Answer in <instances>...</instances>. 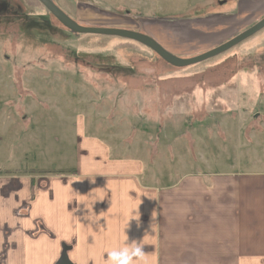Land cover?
<instances>
[{
	"label": "crops",
	"instance_id": "crops-1",
	"mask_svg": "<svg viewBox=\"0 0 264 264\" xmlns=\"http://www.w3.org/2000/svg\"><path fill=\"white\" fill-rule=\"evenodd\" d=\"M260 1L263 0H217L211 7L190 13L213 11L208 16L226 21L233 15V20H238L230 27H226L227 24L197 29L187 27L179 32L176 27L169 28L155 19L151 35L143 32L149 28L143 23L137 29L164 49L156 36L171 42L173 49L185 44L190 49L209 46L234 31L238 32L232 38L251 27L253 24L241 26L254 19L250 3L254 5ZM232 3L238 5L237 12L233 11ZM33 6L32 0H0V35H5L6 45L13 42L8 28L16 24L23 32L30 23V9L37 10ZM216 7L224 11L218 12ZM92 9H80L76 5V22L83 23L85 18L81 16L92 15ZM180 35L182 43H179ZM262 54L260 66L264 69ZM233 58L241 69L246 68L244 64L248 61L239 62L236 56L230 57ZM219 62L224 64L226 59ZM237 74L236 67L227 84L214 85L217 105L226 106L222 94L228 88H235L236 91L229 89L231 94L234 96L235 92L236 101L243 102L246 93L239 100L237 92L245 86L243 81L251 78L257 87L251 92L258 94L263 109L244 110L240 106L230 109L227 106L223 112H230V117L217 118L214 122L218 137L212 138L213 148L219 154L229 148L237 153L244 143H248L245 148L250 151L263 148V138L258 135H264V121L262 125L257 124L261 130L258 132L253 124L264 111V73L263 77L249 72ZM194 76L197 75L171 80L185 82L182 87L187 91L186 96L194 97L196 108L204 110L205 98L211 90L200 83H191L198 78ZM195 89L198 90L195 92ZM159 90L163 95L166 93L168 100L174 93H168L167 88L165 93L162 88ZM247 90L250 91L248 86ZM231 102L234 99L231 98ZM10 112L8 105L0 106V134L10 133L9 128L14 123ZM244 114L250 116V120H242ZM49 115L42 116L31 109L25 111L23 118L28 126L33 125L27 131H39L40 120ZM51 115L53 117L48 119L57 121V111ZM200 119L202 117L197 116L196 120ZM86 120L82 115L76 117L74 139L70 144L73 166L68 168H57L54 161L44 167L30 162L29 166L14 168L11 141L5 142L4 147L0 145V264H55L62 246L69 248L67 254L72 264H108V253L113 249L137 247L144 253L139 264H264V168L241 169L234 162L225 168L217 165L212 171L187 169L176 180L164 183L160 181L157 165L159 143L146 139L145 129L141 127V133L136 134L134 127L131 138L114 134L111 127ZM232 121H237L238 125ZM203 126L201 122L197 124L196 132L201 133ZM250 126L252 131L243 139L244 128ZM28 138L32 142L41 138L40 144L46 142L40 136ZM52 140L53 146L46 154H52L55 160L57 146L54 145L59 143L56 130ZM167 140L165 160L167 152L169 159H174L175 146ZM27 142L31 143L26 139L24 143ZM200 143L193 133H187L191 151ZM38 152L45 153V147ZM184 159L191 160L188 155Z\"/></svg>",
	"mask_w": 264,
	"mask_h": 264
},
{
	"label": "rangeland",
	"instance_id": "rangeland-1",
	"mask_svg": "<svg viewBox=\"0 0 264 264\" xmlns=\"http://www.w3.org/2000/svg\"><path fill=\"white\" fill-rule=\"evenodd\" d=\"M51 1L65 15L77 22L78 16L74 15L76 5L80 9L94 8L92 15L81 16L85 18L81 23L83 26L142 33L137 28L143 23L149 27L143 32L149 35L152 32L150 28L157 19L167 24L169 28L176 27L179 32L187 27L197 29L206 26L222 27L225 24H227L226 27H230L238 20V18L233 20V15L227 21L208 16L213 11L210 13L199 11V13L190 14L195 10L213 6L217 0ZM32 2L38 12L30 9L28 21L31 24L28 22L23 32L16 24L13 28H8L13 36V42H8V45L4 43L3 36L5 35H0V106L8 105L11 118L14 119L13 126L9 128L10 133L5 131L0 134L2 140L0 145L4 147L5 142L11 141L14 168L29 166L30 162L44 167L54 164L50 163L53 161L56 162L57 168L73 166L70 144L74 139V126L78 115L86 117L87 122L98 123L101 127H111L113 133L120 136L132 138L134 127L137 129L136 134L141 133V127L145 129L146 139L159 143L157 159L159 164L157 165L161 174L160 181L164 183L176 180L187 169L198 168L212 171L217 165L225 168L234 162H237L241 169L264 168V135H258L263 138L260 139L263 142L262 149L250 151L245 148L248 143H244L241 144L243 149L235 152L236 154L234 148H229L225 150L227 152L223 151L219 154L213 148L214 139H212L218 137V131L214 126L216 119L229 118L231 115L230 112H223L227 106L230 109H236L238 106L244 110L263 109V106L259 105L258 94L251 92L257 89L255 81L251 78L245 79L243 81L245 86L241 87L243 91L237 92L239 100H242L243 94L246 93L243 102L236 101L235 92L234 96L231 94L229 89L236 91L235 88H228L223 92L222 98L226 106L217 105L218 99L214 95V85L227 84L236 67L237 76L249 72L263 77L264 69L260 66V60L264 53V28L221 55L197 65L175 68L140 43L116 36L75 34L64 28L55 18L54 20L49 18L50 23L57 28L56 33L51 35L46 22L40 24L33 20L42 17L36 14L42 13L47 16L48 12L37 0H32ZM232 6L233 11L237 12L238 5L232 3ZM216 8L218 12L224 11L220 7ZM250 8L254 19L243 24L242 28L253 24L252 27L264 18V0L259 4L250 3ZM111 18H114L113 22ZM237 32L234 31L209 46L199 45L195 49H190L188 44L173 49L171 42L157 36L156 38L167 51L170 50L168 52H175L171 54L179 58H191L204 54L215 48L214 46L230 40ZM181 39L180 35L179 43H182ZM233 56H236L239 62L248 61L244 64L246 68L241 69L239 63L237 66L235 57L233 60L230 59ZM223 59H226V62L219 64V61ZM188 75L198 77L191 80V83H200L211 90V94L205 98L204 110L196 108L194 97L186 96L187 91L182 87V83L185 82L171 80ZM247 86L250 91H246ZM160 88H162V93H165L166 88L169 89L168 93L174 92L172 97L169 96L170 100L165 95L166 93L161 94ZM197 90L195 89V92ZM231 98L234 102H231ZM92 107L97 109L94 111ZM30 109L35 113L40 112L42 116L50 114L47 119L40 120L39 131H27L31 130L33 125L28 126L23 114ZM56 111L57 121L49 120V117H53L51 114ZM96 112L100 114L96 115ZM237 114L240 116V113ZM197 116L202 119L196 120ZM263 117L264 111L261 116L258 115L255 118L257 121L253 126H256L254 130L257 132L260 130L257 124L262 125ZM249 118L250 116L244 114L242 120H250ZM200 122L204 125L201 133L196 132L197 124ZM232 123L238 125L237 121H232ZM192 126H195V129ZM250 128H244L243 139L252 131L253 127L250 126ZM54 130L57 131L59 143L54 145V147L57 146V159L52 160L54 156L46 153L53 146ZM187 133L191 135L193 133V136L201 141L200 144H196L195 151L188 148ZM30 136L44 138L45 145L38 143L39 139L42 142L41 138L32 142L28 138ZM26 139L31 143H24ZM167 139L175 146L174 159H169L170 153L167 152L168 159L165 160L164 150ZM41 147H45V153L38 152ZM186 155L189 156L190 161H184Z\"/></svg>",
	"mask_w": 264,
	"mask_h": 264
},
{
	"label": "water",
	"instance_id": "water-1",
	"mask_svg": "<svg viewBox=\"0 0 264 264\" xmlns=\"http://www.w3.org/2000/svg\"><path fill=\"white\" fill-rule=\"evenodd\" d=\"M37 1L64 28H66L68 31L72 33H75V34L88 33V34H97V35L116 36V37H121V38L135 41L147 47L148 49H150L153 53L159 56L163 61H165L167 64L175 68H185V67L197 65L209 59H212L218 55H221L225 53L226 51L235 47L237 44H239L243 40L252 36L253 34L258 32L262 28H264V18H263L261 21L256 23L254 26L241 32L240 34L236 35L230 40L224 42L223 44L213 48L212 50L204 54L197 55L191 58H179L171 54L170 52H168L159 43H157L154 39H152L150 36L146 34L127 31L123 29H106L103 27L83 26L77 23L75 20L68 17L67 15H65L51 0H37ZM68 250H69L68 247L62 246V251L55 264H72L67 254Z\"/></svg>",
	"mask_w": 264,
	"mask_h": 264
},
{
	"label": "clouds",
	"instance_id": "clouds-1",
	"mask_svg": "<svg viewBox=\"0 0 264 264\" xmlns=\"http://www.w3.org/2000/svg\"><path fill=\"white\" fill-rule=\"evenodd\" d=\"M143 251L139 247L136 249H113L108 253V264H139L143 258Z\"/></svg>",
	"mask_w": 264,
	"mask_h": 264
},
{
	"label": "trees",
	"instance_id": "trees-1",
	"mask_svg": "<svg viewBox=\"0 0 264 264\" xmlns=\"http://www.w3.org/2000/svg\"><path fill=\"white\" fill-rule=\"evenodd\" d=\"M46 10V9H45ZM47 11V10H46ZM48 12V11H47ZM48 14H49V12H48ZM49 18H53V20H54V17H52V15H47V16H42V17H40V18H35V19H33L36 23H40V24H44L45 22H46V24L49 26L48 27V29H49V31H50V33H51V35L52 34H55L56 33V30H57V28L56 27H54V25L53 24H51L50 23V20H49ZM33 20H31V21H33ZM30 24H31V22H30ZM60 33V32H59ZM38 172H40V173H48V172H43V171H38Z\"/></svg>",
	"mask_w": 264,
	"mask_h": 264
}]
</instances>
